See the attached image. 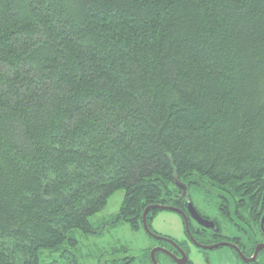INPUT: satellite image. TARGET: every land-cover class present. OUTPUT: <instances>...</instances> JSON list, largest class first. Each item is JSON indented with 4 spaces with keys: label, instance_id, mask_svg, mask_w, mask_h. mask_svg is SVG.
<instances>
[{
    "label": "trees",
    "instance_id": "obj_1",
    "mask_svg": "<svg viewBox=\"0 0 264 264\" xmlns=\"http://www.w3.org/2000/svg\"><path fill=\"white\" fill-rule=\"evenodd\" d=\"M179 185L264 195V0H0V264Z\"/></svg>",
    "mask_w": 264,
    "mask_h": 264
},
{
    "label": "flooded vegetation",
    "instance_id": "obj_2",
    "mask_svg": "<svg viewBox=\"0 0 264 264\" xmlns=\"http://www.w3.org/2000/svg\"><path fill=\"white\" fill-rule=\"evenodd\" d=\"M203 188L216 194L218 204L214 211L210 213L198 208L192 201L190 188L179 185L176 201L161 205L169 208H154L147 212L146 225L151 234L143 227L142 230L152 243L150 241L144 254L141 258L123 257L121 264L136 260L138 264H195V259L200 257L207 264H216L221 254L230 258V264H264V195L257 192V201L253 204L238 201L226 192ZM159 210L176 214L181 223L180 236L162 234L153 228L151 221Z\"/></svg>",
    "mask_w": 264,
    "mask_h": 264
},
{
    "label": "rangeland",
    "instance_id": "obj_3",
    "mask_svg": "<svg viewBox=\"0 0 264 264\" xmlns=\"http://www.w3.org/2000/svg\"><path fill=\"white\" fill-rule=\"evenodd\" d=\"M190 193L192 201L198 208L210 213L215 210L218 204L215 193L196 186L190 187ZM122 199V189L112 193L105 207L89 218L92 227L100 228L99 230L94 233H84L80 230L68 232V237L75 239V244L70 245L65 240L56 248L40 250L39 262L55 261L57 264H66L68 259H74L78 264H121L123 257L126 256L134 255L141 258L151 241L142 228L134 230L128 223L122 221L109 223L117 215ZM151 223L153 228L162 234L180 236L182 233L181 223L172 211H157ZM224 249L226 250L221 248ZM219 257L221 259L215 261L216 264H230L231 260L227 255L221 254ZM195 260V264H207L202 257ZM131 264H138V260Z\"/></svg>",
    "mask_w": 264,
    "mask_h": 264
},
{
    "label": "water",
    "instance_id": "obj_4",
    "mask_svg": "<svg viewBox=\"0 0 264 264\" xmlns=\"http://www.w3.org/2000/svg\"><path fill=\"white\" fill-rule=\"evenodd\" d=\"M152 208H169L167 206H161V205H149L147 206L144 210H143V213H142V227H143V230L147 233V234H151V232L149 231V229L147 228V225H146V214L147 212L152 209Z\"/></svg>",
    "mask_w": 264,
    "mask_h": 264
},
{
    "label": "bare ground",
    "instance_id": "obj_5",
    "mask_svg": "<svg viewBox=\"0 0 264 264\" xmlns=\"http://www.w3.org/2000/svg\"><path fill=\"white\" fill-rule=\"evenodd\" d=\"M185 240V239H184ZM204 242V241H203ZM238 264H239V262H238Z\"/></svg>",
    "mask_w": 264,
    "mask_h": 264
}]
</instances>
